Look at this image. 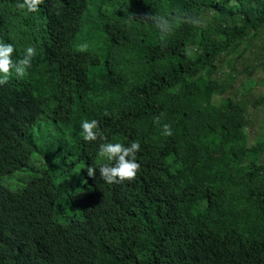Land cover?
Listing matches in <instances>:
<instances>
[{
    "label": "trees",
    "instance_id": "16d2710c",
    "mask_svg": "<svg viewBox=\"0 0 264 264\" xmlns=\"http://www.w3.org/2000/svg\"><path fill=\"white\" fill-rule=\"evenodd\" d=\"M17 4L0 0V38L38 55L0 84V264H264V162L244 163L250 118L218 75L229 55V78L237 60L249 76L264 65V0ZM156 12H182L180 27L161 33ZM92 118L110 141L140 140L135 178L103 180V141L81 135Z\"/></svg>",
    "mask_w": 264,
    "mask_h": 264
},
{
    "label": "clouds",
    "instance_id": "9594fccd",
    "mask_svg": "<svg viewBox=\"0 0 264 264\" xmlns=\"http://www.w3.org/2000/svg\"><path fill=\"white\" fill-rule=\"evenodd\" d=\"M42 3L43 0H18L17 6L32 12L38 11ZM182 18V12H178L175 16L156 12L149 16L148 20L154 23L161 33L171 34L180 27ZM189 22L193 25L201 23L197 17L190 18ZM14 51L15 45L12 42L0 38V84L6 83L13 75L21 79L26 77L33 59L38 55L37 47L31 44L25 48V53L20 58L13 57ZM80 127L84 140L95 141L99 138L103 141L98 149V157L103 161L99 167L103 180L113 183L135 178L141 168V163L137 160V153L141 150L139 139H133L127 144L119 140L110 141L101 129L100 122L95 118L83 119ZM162 127L163 135L174 134L171 123H164ZM88 171L93 174L94 168L90 166Z\"/></svg>",
    "mask_w": 264,
    "mask_h": 264
},
{
    "label": "rangeland",
    "instance_id": "374dc122",
    "mask_svg": "<svg viewBox=\"0 0 264 264\" xmlns=\"http://www.w3.org/2000/svg\"><path fill=\"white\" fill-rule=\"evenodd\" d=\"M229 55V57L224 58L221 66L218 69V75L221 76L220 84L225 87H232L228 89L226 94L232 96L234 99L239 100L242 106L246 109V114L250 118V126L247 129V138L245 139L244 147L249 148L250 153L244 160V163L249 162L254 158V155H260V162H264V65H258L253 70L251 75L243 73L242 68L244 63L241 60H237L236 69L234 73L235 77L229 78V73L235 65L234 59ZM233 59V61L231 60ZM52 120H43L40 126H35V134L42 138L44 135L48 134V130L52 128ZM262 142V150L258 148V143ZM261 150V152H260ZM36 154H32L30 159V166H34L36 169L40 167L41 162ZM26 167L21 171L12 173L11 175H6L3 178V183L8 185L12 189L20 187L24 181L16 179V176L23 174L28 177L34 173V170L30 167ZM80 165H77L76 169L73 170L71 176H66L67 180L71 182L78 176V170ZM13 182L9 185L6 183L7 180L13 179ZM56 182L60 181V177L55 179ZM9 183V182H8ZM66 205V202H65ZM64 214L66 211L68 213H77L78 208L75 206H65Z\"/></svg>",
    "mask_w": 264,
    "mask_h": 264
}]
</instances>
